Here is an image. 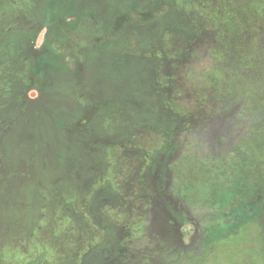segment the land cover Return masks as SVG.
<instances>
[{"label":"rangeland","instance_id":"rangeland-1","mask_svg":"<svg viewBox=\"0 0 264 264\" xmlns=\"http://www.w3.org/2000/svg\"><path fill=\"white\" fill-rule=\"evenodd\" d=\"M83 1L79 2L82 5L79 11L86 21H82V29L69 38L78 45L72 51L78 55L81 49L85 51V65L90 69L101 68L99 80L90 79L88 71L83 73L84 88L90 100L104 99L103 108L91 125L92 130L104 133L108 128L113 139L118 140L107 147L109 166L106 176L120 186L123 197L110 216L128 233L124 245L132 249L128 253L129 259H136L134 251L138 254L137 261L132 264H264L262 234L260 236L263 227H258L250 218L245 220V215L240 213L244 217L239 218L237 214L239 221L231 225L235 228L232 232L224 227L227 222L217 223L216 218L219 212H224L229 220L235 218L226 208L227 202L220 190L230 178L231 172L227 171L233 165L235 151L250 145L248 154H254L253 148L260 136L257 133L264 135V121L259 130L256 110L247 106L248 95L254 98L255 89L264 92V0H157L156 5V0ZM39 3L40 0H0V5H4L0 27L5 32L0 33V43L15 36V32L8 31L12 28L9 25L19 23L23 15L29 14L32 17L30 23L36 22ZM103 3L110 6L103 5L99 18ZM130 6L135 7L136 12L129 17L136 20L151 11L156 17H163L170 10L178 13L184 22H177L174 14L172 19L181 37L174 29L170 30V26L163 25L162 28L156 18H149L145 26L135 31L109 30L113 14L125 12ZM66 20L72 25L77 23L73 14L67 15ZM187 25L194 31L191 38H187L190 33ZM45 33L46 29L38 31L34 49H40ZM114 52H120L119 62ZM3 54L6 53L0 54V65H3L0 75L1 72L8 74L9 82L12 65H18L17 57L14 60L9 55L6 59ZM75 61L67 56L60 64L56 61L53 65H59L62 69L58 71H64L68 77V73L74 71ZM149 65L157 69L156 80L160 87L171 85L167 108L182 120L175 136V153L171 157L167 155L168 137L153 126L155 116L142 113L141 119L146 118L147 122H139L141 127L132 117L121 120L109 116L102 125L104 116L122 104L123 98L133 93L142 95L148 88ZM8 94L0 93V264H36L39 256L48 261L42 260V263L57 264L55 261L60 259L53 248L55 236L52 233L57 226L59 208L49 202V208L43 206L41 209L40 183L52 182L57 196L54 197L58 199L62 190L79 183L78 177L83 173L80 165L73 169L71 163L82 164L98 153L90 151L85 141L76 135L71 136L67 145L66 130L61 125L53 129L44 112L37 114L27 106H20ZM60 94L66 100H56L57 103L69 105L75 117L81 116L78 121L83 120L86 109L79 101L81 96L74 94L71 99L64 92H56V95ZM27 95L38 97L39 92L30 89ZM45 101L43 98L42 103ZM210 103L217 108L207 115L206 106ZM50 105L53 110L54 106ZM207 125L217 134H205L210 131ZM60 153L61 157H58ZM215 157L218 158L216 161ZM248 159L250 163L255 161L259 169H264L260 162ZM148 161L152 166L147 165ZM145 169L154 185L156 203L166 196L168 201L164 203L179 215L180 220L188 217L193 220L178 226L180 245L170 244L169 240L152 232L151 219L155 215L146 211L151 205L142 186ZM164 175L168 176L167 191L162 187ZM250 182H247L249 188L257 183ZM256 187H260L259 183ZM251 188L247 190V199L252 210L246 211L259 215L263 201L260 193ZM66 195H69L68 190L61 196ZM179 206L189 211L181 214ZM63 209L67 213L65 206ZM80 217L74 219L82 224L84 220ZM197 220L199 230L194 223ZM36 221L37 229L27 237L23 232ZM211 223L217 232H210ZM67 225L69 220L61 219L57 228L65 229ZM21 229L25 231L19 232ZM64 238L58 242H63ZM110 244L92 251L84 259L85 264H95L98 258L108 260L112 253ZM60 249L64 252L67 248L61 245Z\"/></svg>","mask_w":264,"mask_h":264},{"label":"trees","instance_id":"trees-1","mask_svg":"<svg viewBox=\"0 0 264 264\" xmlns=\"http://www.w3.org/2000/svg\"><path fill=\"white\" fill-rule=\"evenodd\" d=\"M69 0H40V8H39V17L42 19L43 24L49 26V33L48 35L51 36V39H47L45 44L40 49H34L33 48V42L36 38V35L38 33V30L41 28H35L31 29L27 32V28H21L23 25L20 23H17L15 25H9L12 26L11 31L15 32V36H10L9 40L3 43V41L0 43V53H6L4 56L7 59V57H12L15 60V62L18 65H12L13 72L11 76H9V82H7V75L4 72H1L0 75V93L11 95L13 98V101L18 103L20 106H27V108H30L32 111L36 112L37 106H33L29 103L30 99L26 96V92L31 89L35 88L43 92L44 99H46L45 104H43L42 112H44V117L47 118V120L50 122V126L55 129L60 126L61 128H64L66 130V138L65 143L67 145L70 144L71 136L76 135L79 138H82L87 148H89L92 152H97L98 154L96 156L90 157L84 162L87 164H101L105 168L108 169L109 162L106 158V150L107 145L106 143L110 142L111 144L116 143L117 141L113 139L111 135V131L105 130L104 133H97L94 130H92V123L95 121L97 116L99 115L100 111L103 108L104 101L102 99H94V100H87V99H80L81 104L86 109V112H90L93 110H99V112L95 116H87L81 120L76 122V119L74 115L70 111L69 105H63L57 103L56 100L62 102L63 100H60V98H56V92H64L66 94L71 95L73 91V84L75 86V83L79 79H82V73L80 71H76L75 77L76 81L74 82L69 77H64V73L56 75V71L58 69L59 65H53L56 61L63 62L67 56H70V58H75L77 60L78 65H85L84 60L86 57L85 51L82 49L78 52L72 51L75 49V47H78V45L75 43L73 44L70 41L71 35L74 36L76 33L81 30V22H85L84 19H82V13L79 11V22L72 25L71 23H67L65 19V15L69 13V9H67L66 3ZM3 12L2 8H0V14ZM136 9L133 6H130L127 10L124 11H116L114 13L113 19L111 21V24L109 26V30H112L113 32L115 30H122V29H130L131 31L138 30V26H141L144 22H146L149 18H156L159 22L164 23L166 17H156L152 15V13H147L143 15V19L136 20L129 17L130 14L135 13ZM177 16V15H176ZM170 17L172 18V15L170 14ZM173 22L175 21L172 19ZM179 20L184 22L182 17L177 16L176 21ZM140 21H143L142 23ZM122 28V29H121ZM187 29L190 31V35L188 38H191L194 35V31L191 26L187 25ZM25 33V34H24ZM90 33V32H89ZM91 34V33H90ZM25 37H27V44L25 41ZM184 37V36H183ZM185 38V37H184ZM31 41V42H30ZM29 42V43H28ZM74 45V47H73ZM111 45V44H110ZM110 47V46H109ZM114 47V46H113ZM6 49V50H5ZM7 51V52H6ZM9 52V53H8ZM15 54V55H14ZM114 55L117 56L118 62L120 60L121 54L118 52H114ZM1 59V57H0ZM3 65H0V68ZM79 68V66H78ZM80 69V68H79ZM144 70V69H143ZM2 71V70H1ZM101 76V68L96 67L94 68V73L91 75L90 79H100ZM3 80V81H2ZM260 87V86H258ZM22 90V91H21ZM60 90V91H59ZM21 91V94L19 95ZM75 92V91H74ZM255 97L253 98L251 95H248L249 103H247V106L249 104V107L252 110H256L257 117H258V123L260 125L258 126V129H261V122L264 121V92L257 91L255 89ZM240 96L245 97L246 95L241 94ZM66 100V97L64 98ZM52 104L54 106L53 110L51 108ZM254 104V108H253ZM50 106V107H49ZM59 107L60 109L57 110L56 107ZM117 107H121V104ZM216 105L208 104L206 106L207 115L211 114L216 109ZM63 110L66 111L65 114H60L58 111ZM259 112H261V115H259ZM71 113V114H70ZM260 118V121H259ZM262 118V120H261ZM75 119V120H73ZM81 119V118H79ZM104 121H106V116H104V120L102 122V125L104 126ZM156 127L160 128L162 132H165L168 130V126L164 121H157L153 122ZM115 126H118L115 124ZM173 127V125H172ZM111 128L115 129L111 126ZM174 128V127H173ZM175 129V128H174ZM207 129L210 131H205V134L210 135H216L217 133L212 129L209 128L207 125ZM262 129H264V123H262ZM170 131V129L168 130ZM258 131V130H257ZM177 130L173 129L171 130L170 139L172 140V145L170 151L167 153L168 157L173 156L175 153L173 151V147L175 146L174 137L176 136ZM96 134V135H95ZM259 136V139L257 140L256 147H254V154L249 155L248 149L252 148L250 145H247L246 147H239L237 151H235V154L233 155V165L230 167L227 172L230 173V178L227 180L221 187L220 190L222 191V198L226 200L227 205L226 208L229 209L230 212H241V214L244 215V210L249 205V200L247 199V190H249V186L247 185L248 180L256 181L257 183H254L252 186L254 191L259 192L261 189V186L264 185V181L259 179L260 175V169L255 163V161L251 162L248 158L255 159L256 162H259V160L264 159V135L262 133H257ZM215 152H217L215 148ZM77 155V154H76ZM75 155V156H76ZM58 157H61V153L58 155ZM215 161L218 159L217 157L214 158ZM76 161V160H75ZM264 166V162H260ZM73 166V169L78 168L80 164L77 163H71ZM74 166H77L74 168ZM76 172V170H74ZM86 171V170H85ZM226 172V173H227ZM79 176V175H78ZM264 174L262 173V178ZM164 185L162 186L164 190L167 189L168 184V176L165 177ZM250 182V183H251ZM260 185V187H256L257 185ZM43 186L45 187L44 190L41 193L40 201H41V209L43 210V206L45 209L47 207L49 208L51 204L49 202H52V206L54 205V208H59V214L56 216V223L57 226H55V230L52 233L53 237V248L55 249L56 253L58 254L59 261H55L57 264H85V258L96 248L102 247L107 242V236L102 237V229L99 228L100 222L102 219L105 222H108V219L106 215L101 214L98 212L96 214L98 224H94L91 221L90 215L84 211L82 208V203L88 201L85 206L90 204L91 197L87 195V192L81 188L82 183L73 184L72 187L69 185V187L65 188L61 191V194L58 195L59 198L56 199L54 196V186L52 182H42ZM143 189L147 194H153L154 191V185L147 184V181L145 180L142 183ZM49 190L52 191V193H49ZM68 190L69 195L67 196H61L62 193ZM45 195H48L49 197L44 198ZM57 197V196H56ZM123 197V196H121ZM165 198V197H164ZM122 200V198H121ZM105 202L100 203L99 205L102 206L105 204ZM113 204V203H112ZM109 205V204H108ZM65 206V209L67 210V213L64 211L63 207ZM68 208L71 209L68 211ZM41 210L40 215L43 213ZM157 210V208H156ZM159 214L158 215H164V211L162 209H158ZM255 213L257 214L258 211L256 209ZM49 216V214H48ZM47 216V217H48ZM82 216L87 221V225H93L91 228H88L86 226L85 222H82V224H79L75 221V217ZM69 220V225L66 226L65 229L57 228L59 225L60 220ZM219 222L225 223L228 222V219L225 217L224 212H219ZM40 220V217L38 221ZM38 221H36L32 227H30L27 231L21 229V231H25L23 233H26L28 237V233H31L37 229ZM231 221V220H230ZM238 222V221H237ZM210 224V222H207ZM212 224V223H211ZM226 227V225H224ZM51 229V227H50ZM214 229L212 224V229L210 232ZM64 231V232H62ZM19 232L15 233L18 234ZM153 232V231H152ZM127 232L125 231V228H123V237L120 244L113 243L115 248L114 251L112 250V257L109 260L106 261H96L95 264H132L137 261L138 254L136 251L134 255H136V259L130 260L129 259V251L132 250L128 246L124 245V241L126 237ZM116 235V230L112 229L111 237ZM163 236V235H160ZM57 237V238H56ZM61 237H65L63 242H58ZM115 241V240H114ZM61 245L66 247L67 249H64V252L61 251ZM71 246V247H70ZM125 248H124V247ZM51 247V246H50ZM70 247V249H69ZM52 248V247H51ZM24 253V252H23ZM2 259V258H0ZM42 260L45 262V257L39 256V258L36 260V264H41ZM48 262V261H46ZM42 264H53L51 262L49 263H42Z\"/></svg>","mask_w":264,"mask_h":264},{"label":"flooded vegetation","instance_id":"flooded-vegetation-1","mask_svg":"<svg viewBox=\"0 0 264 264\" xmlns=\"http://www.w3.org/2000/svg\"><path fill=\"white\" fill-rule=\"evenodd\" d=\"M163 1H165V0H163ZM79 2H84V1L80 0ZM79 2L77 3L75 0H69L66 3L67 9H69V13L67 15L73 14L75 16V18H77V23L79 22V14H78L79 8L82 6L79 4ZM74 4H78V5L73 6ZM105 4L110 6L109 3H103L101 5L99 18L102 17L103 5H105ZM154 4L155 5L158 4L157 0ZM0 8H4V5H0ZM111 10H112V14H113V9H111ZM144 14H146V13H144ZM170 14L171 15L174 14V15L179 16L178 13H175L174 11L170 10L169 12L164 14L163 17H166V19H165L164 23L160 22V23H162L161 27L163 28V25L170 26L169 29L170 30L174 29V31L178 34V36L181 37V35L179 34V31H177L175 29V26L173 25L174 22H173L172 18L170 17ZM67 15H65V19H64L66 22H68L66 20ZM143 15L140 17V20H142L144 18ZM113 16H114V14H113ZM179 17H181V16H179ZM82 19H84V21H86V18L82 17ZM31 20H32V17L29 14H26L20 18L19 23L21 25H23L21 28H27V32L30 31L31 29H35L36 27L37 28L41 27L40 28L41 30H38L39 32H41L42 29H46L44 39H43L41 45H39V48H41L45 44V42L48 38L51 39V36L48 35L49 26L41 23L42 19L40 17L33 24L30 23ZM140 22L142 23L143 21H140ZM145 23L147 24V21L144 22L141 26H138V29H140V27L145 26L144 25ZM6 28L7 27H5L4 29L6 30ZM8 31L11 32V30H8ZM0 33H5L1 27H0ZM181 34H183V33H181ZM189 35H188V37H189ZM34 41H32V42H34ZM24 42H26V44H27V37H25ZM91 44L93 45V43H91ZM33 48H35V47L33 46ZM102 48H97V49H102ZM118 53H120V52H118ZM0 54H2V53H0ZM3 55H5V54H3ZM72 60L75 61L76 59L72 58ZM63 66H65V65H63ZM74 66H75L74 71L69 72L68 77L73 78L72 80L75 82L76 81L75 73L78 70L82 73V79H79L77 81V83H75V86L73 84V91H72V94L70 95V97L73 96L74 94H77V95L81 96L80 99L90 100L87 97L89 95V93L84 88L85 79L83 78V73H86L88 71V73L90 74L89 77L91 78V75L94 73V68L96 69V67H94V68L92 67L91 69H90V67H88V65H81V67H80V65H78V63H77V60L75 61ZM78 66L80 69L78 68ZM59 69L61 70L62 68L57 69L56 75H59L62 73L66 74L64 71L59 72L58 71ZM147 72H148V77H149L148 84H147L148 88L144 91V93H142V95H140L139 93H133L130 97L123 98L121 101L122 102L121 107L120 108L115 107L110 113H108L106 115V118H108L110 116L112 118L118 117L122 120L123 118H126V117H132V118H135V123H136V125H138L139 122L140 123H146L147 122L146 118L144 120L141 119L142 113L145 114L144 116H151V117L155 116V117H157L156 120H154V118L152 117L153 122L154 121L155 122L164 121L166 123V125L168 126V130L170 129V131L167 130L165 132H162L160 130V128L156 127V125L153 123V126L155 127V129L158 132H160L163 136L168 137L167 138L168 139L167 148H168V151H170V149H172L171 148L172 140L169 137V135H170L169 132H171L172 129H173V131L176 129L177 130L176 135H177L178 126L182 122V120H178V116L172 114L170 109L167 108V104H168V100H169L168 96L171 92V85L167 86V87L165 86L164 88H162L158 85V81L156 80L157 69L154 68V65H149L147 67ZM63 76L65 77V75H63ZM96 80H98V79H96ZM31 89H33V88H31ZM21 91L19 94L20 96L23 95V94H21ZM37 91L39 92L38 97H36V96H30L29 97L27 95V92H26V96L30 99L29 103L31 105H38L37 106L38 108L36 109V111H37V114H39V112H42L41 110L43 108V103H42L43 97H47V96H44L42 91H40L38 89H37ZM135 91H137V90H135ZM166 92H168V94ZM56 98H60V100L65 101V99H64L65 97L62 94L56 95ZM73 98L74 97H71V99H73ZM80 99H79V101H80ZM99 99H102V98H99ZM91 100H94V99H91ZM102 100L104 101V99H102ZM98 112H99V110L97 109V110H93L90 112H86V114H87V116H95ZM80 117H75L76 122H78ZM75 119H73V120H75ZM113 122H115V121H113ZM172 125L175 129L172 127ZM139 127H141V126H139ZM131 128L133 129V127H131ZM124 139H126V138H124ZM174 142H175V137H174ZM106 145H107L106 147L109 148V145H111V143L108 142V143H106ZM259 162H264V159L263 160L260 159ZM147 165L152 166L150 161H148ZM80 166H81L82 171H83V173H81L80 176L78 177L80 183H82L81 188L84 189L87 192V195L91 197L90 204L85 206L86 203L88 202V201H86V202L82 203L83 204L82 208L84 209V211L87 210L86 212L90 215L91 221L94 224H98V220H97V216H96V214L98 212H100L103 215L104 214L106 215L108 222H105L102 219V221L100 222L99 228H101L103 231L102 237L106 238V236H107L106 244L111 243L110 245L112 246V250L114 251L115 246L113 243L120 244L121 241L123 240L122 237H123L124 226L120 225L117 221H114L113 218L110 216L111 211L113 209L117 208V205L121 202V198H122L121 196H123V194L120 190V186L113 184L111 179L108 176H106L107 175L106 172L108 169L105 168L103 165H101V164H89L87 166V164L84 162V163L80 164ZM260 172L261 173L258 177L263 182L264 176H263V178L261 176H262V173L264 172V169H260ZM165 177L166 176L164 175V178ZM145 180L147 181V184L152 185L151 180H150V175L148 174V169H145V171H144L142 183ZM40 185H41L42 191H43L45 187L43 186L42 182L40 183ZM49 192H52V191L49 190ZM259 193H260V198L263 201L262 207H261V209H262L261 213L259 215H253L252 213H247L246 210L248 208L250 210H252V206H248L244 210L245 217L242 215H239L241 212H237V213L236 212H230V213L234 214L233 216H235V218H233L231 221L228 219V222L225 224L226 225L225 228L228 227L232 232L235 231V228L231 227V225H235L236 223H238L237 221H239V219L236 218L237 214L240 216L239 218L244 217L245 220H248L249 218L252 220H255V222L258 224V227H263L262 232H260V236L262 234L261 244L263 246L262 249L264 251V185L261 186ZM105 201H106L105 204H103L102 206L99 205L100 203H103ZM147 201H148L149 205H151L150 207H148L146 209L147 213L155 215L151 219L152 220V227H153L152 231H153V233L163 235L161 237L169 240L170 244H171V242H174L177 245H180V239H179V235H178V226L181 224V222H184V221L193 222L192 218L191 217H188L185 219L181 218V220H180L178 218L179 215L174 210H172L170 208V206H168V208H167V205L164 203L165 201H168L166 196H165V198H163L160 201L159 204H157L156 199H155V194L153 195V194L149 193V194H147ZM118 208H119V206H118ZM156 208H157V210H156ZM158 209H162L164 211L163 216L158 215L159 214ZM179 210H180L181 214L186 213V211H189V210H185V208H183L182 206H179ZM122 212H123V209L120 208V213H122ZM78 217L81 218L80 216H78ZM252 217H255V218H252ZM216 218L218 220L217 223H220L219 222V220H220L219 214L217 215ZM82 219L84 220L83 222L86 223V226L88 228H91L93 226L92 224L87 225L86 219H84L83 217H82ZM194 223L197 227V230H199L200 229V222L197 220ZM213 227H215L214 224H213ZM112 229L116 230V235L113 237H111ZM213 231H216V229L214 228ZM218 231L222 232L223 230H218ZM214 235H217V233H215ZM217 236L219 237V235H217ZM106 244H104L103 246H105ZM111 257H112V253L110 255V258ZM96 261H98V262L105 261V259L98 258Z\"/></svg>","mask_w":264,"mask_h":264}]
</instances>
